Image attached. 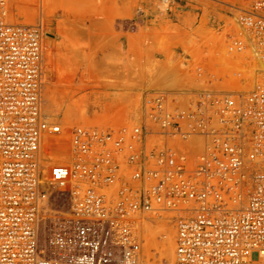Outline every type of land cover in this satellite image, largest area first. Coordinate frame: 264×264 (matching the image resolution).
<instances>
[{
  "label": "built area",
  "instance_id": "2783aa9c",
  "mask_svg": "<svg viewBox=\"0 0 264 264\" xmlns=\"http://www.w3.org/2000/svg\"><path fill=\"white\" fill-rule=\"evenodd\" d=\"M242 1L251 46L229 53H264V0ZM43 28L13 23L0 0V264H142L144 221L161 212L173 214L174 264H264V83L199 89L186 104L146 92L144 125H77L51 156L43 140L67 129L43 110ZM55 191L69 208L47 256L39 232Z\"/></svg>",
  "mask_w": 264,
  "mask_h": 264
},
{
  "label": "rangeland",
  "instance_id": "374dc122",
  "mask_svg": "<svg viewBox=\"0 0 264 264\" xmlns=\"http://www.w3.org/2000/svg\"><path fill=\"white\" fill-rule=\"evenodd\" d=\"M26 1L30 3L10 0V20L44 24L43 110L67 129L66 138L77 125L106 131L144 125L146 92L178 94L186 104L199 89L249 92L264 83L261 61L254 55V50L261 51L258 46L240 54L228 50L236 40L251 42L238 23L242 0H175L168 11L159 0H51L44 11L40 0ZM139 2L146 6L139 7ZM124 9L129 13L123 14ZM121 27L128 32V44L117 32ZM141 39L147 42L144 51ZM68 208L67 194L55 191L39 232L47 256H52L50 241ZM170 214L152 216L151 226L158 227L155 217H166L175 230ZM171 234L175 241V231ZM152 256L150 264H174L172 256L167 261L159 251Z\"/></svg>",
  "mask_w": 264,
  "mask_h": 264
},
{
  "label": "bare ground",
  "instance_id": "6f19581e",
  "mask_svg": "<svg viewBox=\"0 0 264 264\" xmlns=\"http://www.w3.org/2000/svg\"><path fill=\"white\" fill-rule=\"evenodd\" d=\"M23 1V2H22ZM49 1L51 2V0H40V7L39 8H42V11H44L45 9H48L49 7H47V4H50L49 3ZM21 2H22V4H25L27 1L25 0H21ZM25 2V3H24ZM33 2V1H32ZM47 2V3H46ZM16 3V2H15ZM27 3H30V2H27ZM241 3V2H240ZM20 5L21 3H17V5ZM21 4V5H22ZM18 5V6H19ZM25 6H28V5H25ZM49 6V5H48ZM17 7V6H16ZM21 8H24V5H23V7L22 6H20ZM31 7V6H30ZM240 7V6H239ZM19 8V7H18ZM26 8V7H25ZM29 8V7H28ZM41 12V11H40ZM42 13V12H41ZM44 16V15H43ZM42 17V16H41ZM43 18V17H42ZM15 20V19H14ZM42 23V25H44L43 24V22H41ZM242 29V28H241ZM243 30V29H242ZM247 33V32H246ZM248 34V33H247ZM249 36V35H248ZM247 36V37H248ZM255 42V41H254ZM250 43V42H249ZM251 44V43H250ZM254 47H256V45L254 46ZM256 49V48H255ZM255 51V56H257V57H259V58H257V59H260V61H261V66H262V71L264 72V60L263 59H261V56H262V54L260 53L261 51L259 50V49H257V50H254ZM254 56V57H255ZM263 57V56H262ZM256 58V57H255ZM241 66V65H240ZM237 67V69L238 68H243V67H239V65H237L236 66ZM234 68V67H233ZM260 72V71H259ZM44 90V89H43ZM50 90V89H49ZM51 91V90H50ZM49 94V93H48ZM44 95V97H45V93L43 94ZM49 96H50V94H49ZM49 98V97H48ZM61 98V97H60ZM63 98V97H62ZM63 102V101H62ZM61 102V103H62ZM63 104V103H62ZM57 105V104H56ZM59 105H60V103H59ZM67 105V104H66ZM67 107H68V105H67ZM59 108V107H58ZM61 108V107H60ZM65 109H66V107H65ZM68 112V109H67V111H66V113ZM65 113V112H64ZM65 113V114H66ZM50 120V119H49ZM52 121V120H51ZM62 125V124H61ZM83 126V125H82ZM95 128H98V127H95ZM98 129H100V128H98ZM100 130H102V129H100ZM103 131H106V130H103ZM68 132V131H67ZM68 134H69V132H68ZM60 140H62L63 141V143H68L67 145L69 146V143H70V136H67V138L65 137V138H63V137H54V136H47L44 140H43V144H42V149H43V151H45V153H47V151H49V153L51 152V156H52V154H53V152H52V148H53V146L56 144V142L57 141H60ZM62 143V144H63ZM59 156H61V155H64L65 156V153L64 152H58L57 153ZM47 157V160H49V161H52L51 162V164L50 165H53L55 162H57L58 160H60V159H55V161L53 162V160H54V158H53V160H52V157ZM60 161H62V160H60ZM49 165V166H50ZM48 171H49V169H48ZM66 201V200H65ZM49 213V212H48ZM47 213V214H48ZM166 213H168V212H166ZM46 214V215H47ZM172 214V213H171ZM170 214V215H171ZM48 216H49V214H48ZM157 220H159V221H157L158 222V227H156V229L155 228H153L151 225V221H144V234H143V236H144V239H145V242H144V245H143V247H144V259L141 261V263L142 264H144V263H146V262H148V261H150L151 260V258L153 257L152 255H153V252H155V251H159L161 254H162V256H163V259H166L167 261L171 258V256H172V258L174 259V256H173V252H174V250H173V236H172V232L173 231H175V230H173L172 229V226H170V225H168V223H167V221H165V220H167L168 218H166V217H159V218H157V217H155ZM155 218H153V219H155ZM161 218V219H160ZM160 222H162V225H160L161 223ZM157 225V224H156ZM159 225H160V229H159ZM170 226V227H169ZM160 230H158V229ZM172 232H171V231ZM169 231H170V233H169ZM160 232V233H159ZM158 234H161L160 235V237L161 238H159L158 237ZM175 237V236H174ZM159 238V239H158ZM175 242V241H174ZM51 254H52V252H51ZM172 259V260H173ZM148 264H150L149 262H148ZM172 264H173V262H172Z\"/></svg>",
  "mask_w": 264,
  "mask_h": 264
},
{
  "label": "crops",
  "instance_id": "0c3cea01",
  "mask_svg": "<svg viewBox=\"0 0 264 264\" xmlns=\"http://www.w3.org/2000/svg\"><path fill=\"white\" fill-rule=\"evenodd\" d=\"M122 2H124V1H129V0H121ZM125 4V3H124ZM123 4V5H124ZM189 3L187 2V3H185V7L188 5ZM138 5H139V7H141V8H144L145 6L141 3V2H139L138 3ZM125 7H126V4L124 5ZM125 7H123V8H125ZM139 10H141V9H139ZM137 11V13H140V11ZM123 14H128L129 12L126 10V9H124L123 11ZM156 16L158 15L156 12L154 13ZM176 15V14H175ZM125 19H127L126 17H125ZM145 21V20H144ZM149 21V20H148ZM213 21H216L215 19H213ZM121 32L122 33V36H121V38H125V40H126V42H127V44L129 43V37H128V32L125 30V28L124 27H121V29L119 30V29H117V32ZM137 34H138V36L140 37V29L137 31ZM141 38V37H140ZM141 43H142V48H143V51L146 49V46H147V42L143 39H141Z\"/></svg>",
  "mask_w": 264,
  "mask_h": 264
}]
</instances>
